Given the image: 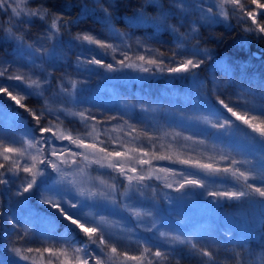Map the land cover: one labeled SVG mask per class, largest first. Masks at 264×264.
<instances>
[{
  "label": "snow or ice",
  "instance_id": "snow-or-ice-1",
  "mask_svg": "<svg viewBox=\"0 0 264 264\" xmlns=\"http://www.w3.org/2000/svg\"><path fill=\"white\" fill-rule=\"evenodd\" d=\"M257 8H264V4L258 2V0H251ZM17 7L12 8V13L16 17H20L23 13L25 19L21 20L22 24H33L34 19L45 21L46 27L44 34L40 37V40L34 45L24 41L22 36H17L11 28L5 29L4 35L0 37L3 41H15V53L18 59L12 61H0V78H5L7 81H18L15 84H3L0 83V95H6L12 101L15 102L19 108H23L30 112L34 120L37 121L31 129L25 131L24 135L29 138L28 147L36 148L37 153L41 157L39 160L40 164H43V168H37L35 163L31 165L25 164L22 168L17 160H13L10 157V153L18 156H23L25 147L23 143V137L20 139H5L0 136V157L4 161H8V167L3 173H0V185L10 186L12 183H17V180L21 181L15 191V196L24 198L25 194L29 196L35 194L37 196V203L41 206H48V212L45 215L40 216L38 211L31 208L28 210L29 219L25 223L35 225L38 221L41 224L48 226L49 229L55 228V221H65V235L61 241V247L59 255L64 259L61 264H89V261H93V264H106L105 257L109 260L112 259L105 251L108 244L105 241L104 229L108 225V215L105 214L102 209L105 206L111 207L114 211H123L128 215L134 216L137 221H143L145 218H151L153 216L152 211H140L135 207H132L130 203L118 202L116 198L109 199L107 196L101 194L99 197L97 193L85 192L74 186L73 182L66 179V173L59 166L56 161L51 159L52 156H56L57 152H67V147H59L52 143V141L44 134L52 130V127L58 126L53 125L51 121L47 122V126H41L40 120L44 116H51L57 122L62 123L60 113L64 116H76L82 118V122L90 119L85 112H72L67 107H58L53 109L50 106V102L45 98L46 92L51 93L50 87L52 83L51 73L47 71L44 65L54 67L57 61L60 59L61 49L65 47H71L73 42L78 45H97L99 48H110L115 50L112 44L103 42L95 35L85 32H76L75 35L71 36L70 41L66 45L62 36V30H67L71 21L63 20L64 13L59 15L52 14L51 22L47 23L49 17L48 6L46 0L41 2L35 8L21 7L27 3V0H16ZM148 3L154 8H160V15L153 19L145 16L144 12L141 11L136 14L135 20L139 23H151L157 30L163 28L166 31H170L177 36V49L178 51L183 49L186 38L199 40L200 37L197 35L199 28L204 25H215L221 22H227L229 15L237 17L241 21L252 19L253 24H257L255 19L256 13L246 8V5L241 3V0H211L210 4L205 5L203 0H169L168 9H164L162 5L156 3V0H148ZM69 7L67 2L64 5ZM230 6V7H227ZM11 7L8 4V0H0V9L7 11V8ZM112 5L108 4L105 6L103 0H94L93 6L90 8L88 4H84L81 12L88 15L94 12L96 9H100L105 18L111 16L109 8ZM215 9V11H214ZM192 12H199L200 25L192 23L189 32L186 34H180L178 28L167 24V20L170 15H180L188 19V16ZM245 31L256 32L257 34L264 35V23L257 24V27L252 28L251 26L245 28ZM111 33L114 37L119 38L123 41L124 37L116 29H111ZM47 42L52 43V47H47ZM91 51V49H87ZM103 55V53H101ZM186 59L177 60L176 54H173L171 60L173 62L172 67L167 70L170 73L184 74L192 78L194 83H197V76L201 66L207 60L212 59V52L207 47L193 46L188 49L185 53ZM140 60H144L143 56L139 57ZM123 63V61H120ZM148 63L155 64V60H149ZM15 64V69L9 71V68ZM84 64L95 65L101 68H106L108 71H115L112 64L105 65L101 59H97L95 56H91L84 60L77 57V68L81 69ZM131 66V65H130ZM218 69H222L225 76L228 78V82L235 84L237 77L240 78L242 84L247 83L248 86H240L237 91L236 100L233 101L234 106H230L229 103L225 102L220 95L216 96V103L210 105L207 108L209 116H215L216 122L213 123L210 119L204 118L203 123L211 125L212 128L225 129V135L236 136L240 132V128L235 124L233 120L228 118L226 114L221 111L219 106H222L227 113H231L232 117H235L236 121H241L243 124L248 125L254 132H260L259 137L250 136L245 134V140L247 142V151L238 153L242 156L241 159L233 157L231 164L233 166L239 164V168H228L223 169L213 168L211 165H197V167L206 170L208 175L216 177L221 182L230 184L231 189L225 188L217 192H208L210 196H215L217 199L224 198L226 200L234 202L246 203L250 207H259L264 210V129L258 128L252 123V120L248 118V115H241V112L251 113L252 119H256L259 116H264V79L258 82V87L252 86V78L242 67L238 71H234L233 66L228 61L218 62L215 65ZM39 67V73H33L32 69ZM27 68L28 74L22 73L21 69ZM87 70V69H85ZM147 71V69H145ZM65 83L70 85V89L65 87ZM197 87H202V82L197 83ZM11 89V91H10ZM15 93V94H13ZM54 96H63L65 99L59 100L60 104H70L73 107L77 103V82L75 80H67L58 85V91L53 93ZM36 97L40 98L44 107L37 114L35 111L28 109L27 106L21 102V98ZM239 108L240 111L235 110ZM4 107L0 106V115L4 114ZM11 118L15 121V113L11 114ZM227 129H233L232 132H228ZM55 135V133H53ZM179 135V133H177ZM58 139H68L77 147L83 148H94L95 145H86L82 141L73 140L71 134L67 136L61 135ZM47 141L48 153H44V145ZM10 144H17L19 147L9 146ZM39 145L40 147H37ZM101 152L105 149L101 148ZM73 156L83 155V153L72 152ZM108 155L119 157L121 153L119 151L109 152ZM31 160L36 161L37 156L31 155ZM84 159H88L84 156ZM99 163V161H96ZM63 164H67V161H61ZM139 163H147V161L140 160ZM180 163L188 164V160L180 161ZM103 167V165H102ZM109 168L116 169L117 164L107 165ZM122 168L123 166L120 165ZM0 168H5L3 163H0ZM23 171L29 173L28 177H20L19 173ZM131 171H135L132 168ZM164 171H174L167 170ZM221 173H223L221 175ZM183 177L180 182L177 191L184 188L185 184L205 187L203 178L201 179H189V176L197 175V173L188 172L185 173L180 171L176 173ZM7 177V178H5ZM129 182L132 181V177H126ZM39 179V183H38ZM145 176L141 175L139 181H143ZM254 183H249V180ZM35 186V187H34ZM171 187V185H166ZM114 187V186H113ZM141 191L140 187L131 188L128 187V191L125 193V201H128L130 193H138ZM28 203L27 198L20 199L17 201L18 205H24ZM20 223V219L13 216L10 224L8 235L15 234V229ZM23 226V225H22ZM139 226V224H137ZM157 223L155 220L150 219L148 225L145 228L147 232L157 231ZM99 233V235H97ZM27 234V230L18 234V238H23ZM83 234V237L87 238V241H77L76 237ZM159 237H161L166 244L162 246H154L153 251L150 247H145L141 250L139 255H128L126 252L121 253L128 260L137 261L138 264H143L144 253H150L153 259L149 260V264H166V261L170 257L176 259L179 264V257L173 256L176 245H187L190 252L200 256L202 259L207 258L204 264H215L214 252L211 248V244L205 237V233L200 229H193L190 232L176 233V229H172L170 232L160 231ZM95 237V239H93ZM7 238V236H5ZM79 243H83V247L77 246ZM90 245H95L96 248L92 249ZM53 247L44 248L43 251L53 253ZM162 248L164 250H162ZM12 253L15 257L20 260L27 261L30 259L24 252H32L34 249L28 247L22 250L20 247L12 246ZM39 252L41 249H35ZM111 253H117V248L112 246L110 248ZM83 253L84 257L81 258L80 254ZM70 254L71 257L70 258ZM234 264H245L241 258L240 253L233 254ZM51 264V262H49Z\"/></svg>",
  "mask_w": 264,
  "mask_h": 264
},
{
  "label": "rangeland",
  "instance_id": "rangeland-1",
  "mask_svg": "<svg viewBox=\"0 0 264 264\" xmlns=\"http://www.w3.org/2000/svg\"><path fill=\"white\" fill-rule=\"evenodd\" d=\"M75 1H79L81 4V0ZM90 1L94 3V0ZM103 2L107 5L111 4V12L119 16L122 12L126 15L127 13H131L133 15L138 10L137 5H135V12H131L135 2L129 3L125 6L122 4L124 0H103ZM8 4L12 6L15 5V7H17L16 0H8ZM24 5L34 7L38 5V2L37 0H27V3ZM91 5L93 6V4ZM139 12L141 11H138L137 13ZM253 12L256 13V16L258 15L256 10H253ZM64 13L69 15V11L65 10ZM136 14L133 18H131L134 23H129V26L132 28H144L145 24L139 23L135 20ZM125 18L127 17L125 16ZM255 19L257 22H260L258 17H255ZM11 21V26L13 28L19 27L17 17L12 12L9 14L7 11L0 9V35L5 32V29H7V26ZM180 23L182 22L180 21ZM30 26H36L35 33L38 36V39L36 40L37 43L45 32V26H37L36 24H31ZM32 28L33 27H29V29ZM129 30H131L130 36L132 39H136L137 36H139V38H143L144 36V33L141 31H133L131 28ZM183 30L184 27L179 28L180 32H183ZM76 31L85 33L90 32L91 34H97L100 37H107L106 33L103 31L95 29L90 25H86L83 22L77 24ZM172 43L173 42H171V44L166 42L155 43V45L159 44L166 49H170L168 50L169 53L167 55H171L168 58V61L164 62L165 64L169 63L167 67L174 66L171 60L173 54H176L177 60L187 58L185 53L178 51ZM209 48L213 56H216L217 53L221 52L219 51L220 47L218 44L214 46L212 45ZM223 52H225V50ZM102 56L106 60L107 55L103 53ZM2 57L5 56L0 54V61H5ZM89 57H91V55ZM130 65L132 66L131 63ZM154 68L157 69V67ZM14 69L15 64L9 68V71H13ZM158 69L164 71L167 70L163 67ZM117 70L121 73L126 71L122 68H118ZM130 70L136 71V66H132ZM21 71L24 74L29 73L27 68L21 69ZM87 77L94 80L98 77V75L95 73H89ZM213 80L214 81L212 82L210 88L205 87L202 81V87H197V83L200 81L197 83L192 82V84L189 85L186 94H176L175 96L180 97L174 98V101L171 100V104L162 99V96L164 95L163 90L165 89L162 91H156L154 89L152 92L153 97H142L141 103L146 108L156 111L154 116H151L154 118L153 121L160 118L158 111L161 109L165 110V108H167L172 112L171 117L168 118L167 121H164L162 124H157L163 125L162 129L152 126L157 130L149 129L151 133L146 134L144 139L133 138L131 139V142H128L126 134L129 133L132 128L128 129L129 126L126 123H123V120L105 124L106 128H111L110 133L113 137L112 145L114 151H119L121 153V156L117 158L118 162L123 166L122 168L130 171L132 168H135L139 177L143 175L145 178L148 176L157 178L161 185L160 190H158V195L159 199L162 201V205H160V207L157 203H155L154 198L152 200L148 198V192H150L151 186L150 184H147L139 193L132 194L134 196L130 197L128 201H125L124 195L122 197V202L130 203L132 207H135L140 211H152L153 216L151 218H145L143 221L138 222L134 216L128 215L123 211H116V216L113 218L111 217V207L105 206L106 210L104 208L102 209V211L108 215V225L104 229L105 241L108 244L105 251H107L108 255L112 257L111 260L107 257L104 258L106 264H138L137 261L128 260L121 253L126 252L129 256L139 255L141 250L145 247H150L154 251V246H162L166 244V242L159 237L158 233L160 231L167 233L172 229H176V233H182V231L190 232L193 229H200L207 237L215 236L213 229L217 232H219V230L220 232L224 231V235L231 238V250L233 249L234 253H240L245 264H264V210H261L259 207H250L246 203L245 205H238V203H236L232 208L226 209V217H224L222 221L218 217L213 218L208 212L216 208V203L225 199L221 198L218 200L217 197L210 196L207 193L210 191H221L225 188L231 189L232 186L225 182H221L214 176L208 175L205 172L206 170L197 167V165H211L213 168L219 169H223L225 167L239 168L241 165L237 164L233 166L230 161L233 157L238 160L241 159L242 156L238 153L246 152L248 150L245 134L255 137L260 136V132H254L248 125L243 124L241 121H236L235 117H232L231 113H227L222 106H219L221 111H223L226 116L233 120L240 128L238 135H225V130L212 128L211 125L204 124L202 122L204 118L210 119L213 123L216 122L215 116L208 115L207 108L216 103L217 95H220L222 99H225V102L229 103L230 106H234L232 102L236 100L238 88L243 86H222L221 83H219L220 81L218 82L214 78ZM0 83L15 84V82L7 81L5 78H0ZM179 99L181 103L177 102ZM187 99L190 100V103L186 102ZM122 102L120 105L124 108L126 103L124 100H122ZM9 105L12 107L16 106L12 104L10 100ZM188 105H195V109L188 107ZM155 107H157V109H155ZM187 107L190 109L189 114L186 111ZM235 110L240 111L239 108H235ZM240 114L248 115V118L252 120V123L255 126L264 129V116L252 119L251 113L241 112ZM45 121L47 122V120ZM48 121H51L52 124L56 122V120L52 121L50 119H48ZM39 123L43 126V123L45 122ZM55 125H58L54 127L55 135L48 138H50L52 143L56 145L57 148L63 146L67 147L69 150L67 152L58 151L57 155L52 156L51 159L56 161L64 170L66 173V179L72 182L73 178H75L76 188L85 192L90 191L97 193V196L103 194L109 199H112L111 195L114 193V189H111L110 184L97 181L95 178H90L88 175L82 178L83 182H81V176L75 175V172L78 171L68 168L69 162L75 157L72 155V152L80 153L81 147H77L76 144H73L68 139H58L57 137L71 134L73 140L80 141L85 137V135L78 137L81 134L78 130L73 131L71 128L64 129L61 123L60 126L58 123ZM28 129H31L29 125L17 116H15V121H13L11 115L6 112L0 115V136L5 137L6 140L20 139L23 137L25 147L24 155L18 156L10 153V157L13 160H17L21 168L25 164L31 165L32 163H35L37 168H43L44 165L39 163L41 157L37 153L36 148H29L27 146L29 138L26 137L24 133ZM125 129L127 131H125ZM213 130L215 132L211 133ZM227 131L232 132L233 129H227ZM177 133H179V135H177ZM9 146L19 147L17 144H10ZM37 147L40 146L37 145ZM44 153H48L47 141L44 145ZM31 155L37 156V160L35 162L31 160ZM140 160L147 161V163L141 164L139 163ZM183 160H188L189 163H180V161ZM61 161H67L68 163L65 165L61 163ZM0 163L5 165V168H0V171L4 172L8 167L9 162L4 161L3 158L0 157ZM142 167L144 168L141 169ZM165 169L174 171H164ZM180 171L185 173H197V175L189 176L188 178H203L205 187L185 184L184 188L177 191L180 182L183 180V177L176 174ZM222 174L223 173H221V175ZM19 175L20 177L31 178L29 173H25L23 171H21ZM20 182L21 181L18 179L17 183H12L10 186L0 185V207L3 208L0 210V264H20V261L22 262L21 264H49V262H51V264H61V261L64 258L59 255V250L61 247V241L64 237L59 238L57 235L52 234V231L56 229V226L54 229H49L48 226L41 224L38 221L35 225L25 223V221L29 219L27 215L29 208L35 210L37 207H40V204L37 203V196L35 194L31 196H29V194H25L24 198L15 196V191ZM249 183H254V181L250 179ZM169 184L171 187L166 186ZM155 189L157 188L155 187ZM1 198H3L4 201H2ZM25 198H27L28 203L24 205L17 204L18 200ZM198 202L201 203V208L199 207ZM202 202H204V208ZM30 203L32 204V207H30ZM159 208H162V210L159 211ZM167 212H170L171 217H173V222L171 223L166 221L167 219L165 213ZM39 215L43 216L42 214ZM13 216L18 217L20 219V223L15 229V234L8 235ZM150 219L156 221L157 231H145ZM137 224H139V226H137ZM128 225L131 226L130 231L134 232L132 236L133 240L128 238L131 234H125L124 232V228L129 227ZM25 229L27 230V234L23 238H18V234L24 232ZM97 235H99V233ZM5 236H7V238H5ZM93 239H95V237H93ZM86 241L87 238H85V242ZM210 244L213 251L219 252L220 248L217 242L212 240L210 241ZM13 245L20 247L22 250L28 247L34 249L32 252H24L25 255L30 257V259L23 261L15 257L11 250ZM53 246H55L53 253L43 251L44 248ZM112 246L117 248V253H111L110 248ZM186 246L187 245H176V254L179 255L178 251L184 249ZM90 247L92 249L96 248L95 245H90ZM35 249H41V251L37 252ZM162 250L164 249L162 248ZM80 256L83 259L84 254L81 253ZM70 258H72L71 254ZM151 259L153 258L150 253H144L143 264H149V260ZM201 262L203 264V261ZM89 264H93V261H89ZM166 264H169V262H166ZM215 264L220 263L215 261Z\"/></svg>",
  "mask_w": 264,
  "mask_h": 264
},
{
  "label": "trees",
  "instance_id": "trees-1",
  "mask_svg": "<svg viewBox=\"0 0 264 264\" xmlns=\"http://www.w3.org/2000/svg\"><path fill=\"white\" fill-rule=\"evenodd\" d=\"M37 2L39 4L41 0H37ZM66 2L71 6L65 7L64 5ZM133 2L135 3L134 7L132 8L134 10L131 9L132 13L135 12V5H137V12L143 11L146 18L151 17L155 19L160 15L161 9L152 7L148 3V0H124L122 4L123 6H125ZM203 2L205 3V5H207L211 3V0H203ZM258 2L264 4V0H258ZM156 3L162 5L165 10L169 7V0H156ZM241 3L245 4L247 9L257 11L258 15L256 17L260 19V22H257V24L264 23V8H257L256 5L251 2V0H241ZM46 4L49 11L47 23L51 22L52 14L58 15L64 13L65 10L69 11V15L64 13L62 17L63 20L72 22L66 31L62 30V38L66 45L70 41L71 36L75 35V33L78 32L76 31L77 24L83 22L86 25H90L93 28L106 33L107 37H100L97 34H95V36L101 39L103 42L112 44L115 48V50L113 51L110 48H99V46L97 45L85 44L83 46H80L76 42H73L71 47H65L61 49L60 59L57 61L54 67L44 65V67L49 73H51L52 76V83L50 85L52 92H46L45 95V98H47L50 102V106L53 109H56L58 107H67L72 112L82 111L90 117V119L82 122V118L80 117L71 115L64 116L63 113H60L61 118H63L61 119V124L64 129L71 128L73 131L78 130V132L81 133L78 137H82L83 135H85V137L80 140L83 142V144L95 145L94 148L81 147L80 153H83V155L75 156L72 161L69 162L68 168L78 171L75 172V175L81 176V182H83L82 178L88 175L90 176V178H95L97 181L104 182L105 184H110L111 189H114V193L111 196L112 198H116L118 202L122 201V197L128 191L129 185L133 189L136 187H140L142 190L145 185L150 184L151 188L150 192H148V198L150 200L154 198L155 203H157L158 206L162 205V201L159 199L158 195V190H160L161 185L157 178L148 176L143 181H139V176L137 175L136 171L133 172L121 168V164L118 162V158L116 156L108 155L109 152L114 151L112 145L113 137L110 133L111 128H106L105 124L123 120L122 122L126 123L129 126L128 129L132 128L131 131L126 134L128 142H131V139L133 138L144 139V136L146 134L151 133L149 129L157 130L152 126L159 129L163 128V125L157 124H162L164 121H167L168 118L171 117L172 112L167 108H165V110L161 109L160 111H158L160 118L153 121L154 118L151 116H154L156 111L146 108L141 103V98L153 97L152 92L154 89L156 91H162L163 89H165L163 90L164 95L162 96V99L171 104V100L174 101V98L180 97L175 96L176 94H186L189 85L192 84V78L187 75L170 73L168 70L164 71L158 69L162 67L165 69L169 68L167 67L169 63L165 64L164 62L168 61V58L171 54L167 55L169 53L168 50L170 49H166L159 44L155 45V43L166 42L171 44V42H173L172 44H174L177 48L176 34L170 31H166L163 28L157 30L149 22L143 23L145 24L144 28H132L131 26H129V23L133 22L131 18H133V16L137 12L133 15L131 13H127L126 15L124 12H122L119 16L113 14L111 12V9L109 8L111 16L108 18H105L104 13L100 9H96L94 12L85 15L81 12V9L84 4H88L91 8V4L94 3L90 0H81V4L79 3V1L75 0H46ZM105 6H107V4H105ZM21 7L35 8L36 6L30 7L28 5H21ZM12 8H15V5H11V7L7 8V12L9 14L10 12H12ZM125 16L127 18H125ZM199 16V12H192L189 14L188 19L185 20L183 16L170 15L169 19L167 20V24L175 26L176 28H178V30L179 28L184 27L183 32L179 31V33L183 35L189 32L192 23H196L198 26L200 25L201 22L199 20ZM23 19H25V17L22 13L20 17H17V23L19 27L13 28L11 26V21L7 26V29L11 28V30L15 32L17 36H22L26 43L35 45L36 40L38 39V36L35 33L36 26H30L29 24L20 23V21ZM180 21L182 23H180ZM34 24H36L37 26L41 25L46 27L45 21L34 19L33 25ZM257 24H253L252 19L241 21L237 17H234L230 14L227 22H221L219 24L211 26L204 25L200 27L199 32L197 33V35L200 37L199 40L186 38L183 49L179 50L184 53H186L188 49L192 48L193 46H199L202 48L207 47L208 49H210L209 47H211L212 45L214 46L218 44V46L220 47L219 51L221 52L217 53L216 56L212 55V59L205 61L201 68L197 70V82L202 81L205 87L210 88L212 82L214 81V78L218 82L220 81L219 83H221L222 86L243 85L244 87H247L248 84H242L239 77H237L235 84L229 83L224 71L222 69H218L215 66L218 62L228 61L233 66L234 71H238L243 67L252 78V86L254 88L258 87V82L264 79V35L257 34L256 32L245 31V28L249 26L255 28L257 27ZM29 27L33 28L29 29ZM130 28L133 31L143 32V38H139V36H137L136 39H132V37L130 36ZM111 29H116L126 38L121 41L119 38L114 37L111 33ZM3 35L4 33L1 34L0 37H2ZM15 47V41L0 40V54H2V56H5L2 57L5 61H12L14 58L18 59L16 57ZM47 47L51 48L52 43L47 42ZM87 49H91V51H88ZM224 50L225 52H223ZM101 53H105L108 59L106 58L105 60ZM90 55L95 56L97 59H101L102 63H104L105 65L112 64L115 70H117L118 68H122L126 71H124L123 73H121L119 70L108 71L106 70V68L88 64H84L81 69H78L76 66L77 57L79 56L81 60H84L86 58H89ZM140 56H143L144 60H140ZM149 60H155L156 63H148ZM120 61H123V63H120ZM130 63L132 64V66H136V71L130 70L132 67L130 66ZM154 67H157V69ZM145 69H147V71H145ZM39 71V67L32 69V72L34 73H39ZM89 73H95L98 75V77L94 80H91L87 77ZM69 79L75 80L77 82V103L75 107L67 103L60 104L59 100L65 98L63 96L56 97L53 95V93L58 91V85L62 82H66ZM13 82L19 83L18 81ZM65 87L70 89V85L67 83H65ZM9 100L10 102H12V104L16 105L15 102L6 95H0V106L4 107V112L8 113L9 115L15 113V116H17L23 122H26L29 127L32 128V126L35 125L37 121L33 119L30 112L26 111L23 108H19L18 105L12 107L11 105H9ZM122 100H124L126 103L124 108H122L120 105ZM21 102L24 103L28 109L35 111L37 114L44 107L41 99L36 97L21 98ZM177 102L181 103L180 99ZM186 102L190 103V100L187 99ZM188 107L195 109V105H188ZM188 107L186 111L189 114L190 109ZM155 109H157V107H155ZM51 118L53 117L46 115L41 118L40 122H45L43 123V126H47L48 119L55 121L54 118ZM45 120H47V122ZM56 123H58L60 126V123L57 121L53 123V125H55ZM54 127H52V130L50 132L45 133L44 135L46 137L54 136ZM125 131L127 130L125 129ZM214 132L215 131L213 130L211 133ZM101 148H104L105 151L101 152ZM84 156H87L88 159H84ZM96 161H99V163H97ZM109 164H117V168L113 169L107 167V165ZM143 168L144 167H142L141 169ZM0 173L3 172L0 171ZM128 176L132 177L131 182H129L126 178ZM72 182L76 187L75 178H73ZM155 187L157 189H155ZM132 194L134 193L129 194V198L134 196ZM100 195H98V197ZM1 200L4 201L3 198H1ZM202 203L204 208V202ZM236 203H238V205H245V203L242 202H234L225 199L216 203V208L208 212L213 218L218 217L222 221L224 217H226V209L232 208ZM198 205L201 208L200 202H198ZM30 207H32L31 203ZM2 209L3 208L0 207V210ZM161 210L162 208H159V211ZM35 211H38L39 214L45 215V213L48 212V207L46 205H40V207H37ZM111 211V217L114 218L116 216V211H114L112 208ZM165 215L167 219L166 221L168 223L173 222V217H171L170 212L165 213ZM55 223L56 229L52 231V234L57 235L59 238H63L66 231L65 224L67 222L55 221ZM128 226L129 227L124 228V232L125 234H131L128 238L133 240L132 236L134 232L130 231L131 226ZM213 232L215 236L205 237L207 240L210 238L208 240L209 244L210 241L214 240L219 245V252L213 251L215 261L220 264H234V260H232V254L234 253V251L233 249L231 250V238L226 237L224 235V231L220 232L219 230V232H217L213 229ZM182 233L184 232L182 231ZM85 238L86 237H83V234L76 237L77 241H85ZM77 246L83 247V243H79ZM178 252L179 255L176 254V249L173 253V256L179 257V264H202L201 261H203L204 264V261H206L207 259H202L200 256L190 252L188 246ZM166 262H169V264L170 262L171 264H177L176 259H173L172 257H170ZM21 263L22 262L20 261V264Z\"/></svg>",
  "mask_w": 264,
  "mask_h": 264
}]
</instances>
